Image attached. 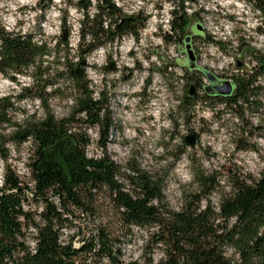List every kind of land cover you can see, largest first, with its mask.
<instances>
[{
  "label": "rangeland",
  "instance_id": "374dc122",
  "mask_svg": "<svg viewBox=\"0 0 264 264\" xmlns=\"http://www.w3.org/2000/svg\"><path fill=\"white\" fill-rule=\"evenodd\" d=\"M93 2L92 14L98 12L97 0ZM115 2L124 14L141 16L144 26L139 35L129 34L120 41L99 46L84 57V65L76 68L81 75L87 76L97 97L102 90L106 92L108 108L115 121L110 131L108 152L121 166L118 178L125 182L126 174L136 176L132 166L146 172L161 182L162 205L171 210H178L194 195H205L203 204L211 200L218 206L220 196L230 189L232 175L241 173L258 178L264 173V135L247 126L237 114L221 105L214 106V101L204 97L206 86H211V91L221 80L233 82L231 76L239 71L241 64L248 70L253 68L256 61L250 51L264 50V12L254 0ZM77 3V0H0V28L12 33L32 34L35 40L47 41L51 46L67 34L70 60L80 61L84 50L81 49V34L85 16ZM180 6L191 18L184 33L177 32L173 24L175 11H182ZM64 14L66 26L62 21ZM103 19L109 22L107 16ZM210 38L220 45L211 43ZM188 43L201 53L193 67L196 70L191 67L185 51ZM63 53L62 50L58 52L60 59L56 60L53 56L46 57L44 63L52 62V67L58 65L64 69V64L60 63L64 62ZM64 70L61 77L49 79L51 82L59 78L61 89L53 92V87L48 84L45 90L48 106L57 116L67 114L76 97L74 79ZM208 73L217 79L212 80ZM42 83L38 72L31 68L23 74H0V96L19 95L25 86H41ZM258 83L263 86L264 96L262 76ZM191 85L196 86L194 96H199V100L193 108L187 109L182 102ZM45 110L44 104L31 96L14 97L8 109L10 121L0 124V181L6 165L10 164L23 184L30 187L25 208L33 211L42 208V203L35 201L32 194L29 163L33 144L30 141L17 144L11 135L17 127L44 116ZM262 117L261 111L247 109L245 112V118L254 126ZM250 130H253V136H250ZM88 132L93 138L88 146L89 156L102 155L98 127H92ZM190 134L197 136L194 145L185 143ZM244 142L257 149H239ZM5 152L8 153L7 160L3 157ZM199 172L215 176L214 189L204 191L205 185L196 177ZM126 186L129 189L130 182ZM52 199L60 203L57 197ZM36 218L40 220L38 215ZM101 229L110 233L118 251L114 259L104 257L93 264H144V244L150 231L156 228L133 227L129 231L123 227L119 211L107 191L96 196L89 210L74 209L70 221L61 231V240H72L80 247L84 239L98 236ZM35 236L36 229L28 228L20 240L33 248ZM226 251L228 256L232 255L231 249ZM162 253L161 247L157 246L153 256L158 260Z\"/></svg>",
  "mask_w": 264,
  "mask_h": 264
},
{
  "label": "trees",
  "instance_id": "16d2710c",
  "mask_svg": "<svg viewBox=\"0 0 264 264\" xmlns=\"http://www.w3.org/2000/svg\"><path fill=\"white\" fill-rule=\"evenodd\" d=\"M77 2L85 16L81 34L82 61L70 60L71 47L66 34L51 46L47 41L35 40L32 34L0 28V74H23L31 68L43 80L41 86H25L19 95L0 96V124L10 121L8 109L14 97L31 96L40 100L46 109L44 116L17 127L11 135L17 144L26 141L33 144L29 163L32 194L35 201L42 203V208L39 211L25 208L30 187L25 186L16 170L7 164L0 181V264H93L104 257L114 259L118 249L105 229L90 240L84 239L80 247H75L72 240H61V231L74 209L89 210L101 191L109 193L123 227L129 231L133 227L156 228L150 231L144 244V264H264V173L258 178L241 173L232 175L230 189L220 196L218 206L211 200L203 204L205 195H194L178 210L162 205L161 182L146 172L132 166L136 176L126 174L127 182L120 181L121 166L108 152L115 121L108 108L106 92L102 90L97 97L87 76L81 75L76 67L84 65V57L99 46L120 41L129 34L138 36L144 23L139 15L124 14L115 0H97L98 12L94 14L90 13L93 0ZM254 2L264 12V0ZM180 9L182 11H175L173 24L177 32L184 33L191 18L181 6ZM62 21L66 26L65 14ZM221 45L224 48L223 42ZM61 50L64 62L60 63L74 79L76 97L68 113L57 116L48 106L45 90L50 84L53 92L59 91L62 87L59 78L51 82L49 79L61 77L65 70L58 65L52 67V62H44L46 57L60 59ZM250 53L256 64L251 70L244 64L238 66L239 71L231 76L235 85L231 94L222 95L210 88L204 97L214 101V106L221 105L237 114L247 126L264 135V117L256 126L245 118L247 109L261 111L264 116L263 86L258 83L259 77L264 78V50L252 49ZM196 86L200 87V83L196 82ZM198 100L199 96L187 94L182 105L191 109ZM92 127L99 130L98 145L102 149L99 156L88 154L93 139L88 129ZM249 133L254 135L253 130ZM238 147L257 149L245 142ZM3 157L7 160L8 153H3ZM196 177L205 185V192L217 184L214 175L199 172ZM52 197H57L60 203ZM28 228L36 229L34 248L20 240ZM157 246L163 252L158 260L153 256ZM226 249L232 250L231 256Z\"/></svg>",
  "mask_w": 264,
  "mask_h": 264
},
{
  "label": "water",
  "instance_id": "95a60500",
  "mask_svg": "<svg viewBox=\"0 0 264 264\" xmlns=\"http://www.w3.org/2000/svg\"><path fill=\"white\" fill-rule=\"evenodd\" d=\"M66 35H65V37H66ZM188 40H189V37L186 39V42ZM185 51L187 53L188 61L191 65V67L192 68L195 67L197 58H196L195 52L193 51L190 43L186 44V50ZM193 69H195V68H193ZM208 75L211 77L212 80L217 79V77L215 75H213L212 73H208ZM221 83L222 84L218 86V88H220L219 90H216V88H215L216 86L214 87L215 90L217 91V93L222 94V95H227V94H231L233 92L235 85L233 82H231V80H221ZM209 87L206 86V91L207 90L209 91ZM195 89H196V86L191 85L190 90H189V95H195V93H196ZM196 139H197L196 134H190V135L186 136L185 143L188 145H194L196 142Z\"/></svg>",
  "mask_w": 264,
  "mask_h": 264
},
{
  "label": "built area",
  "instance_id": "2783aa9c",
  "mask_svg": "<svg viewBox=\"0 0 264 264\" xmlns=\"http://www.w3.org/2000/svg\"><path fill=\"white\" fill-rule=\"evenodd\" d=\"M211 43H213V44H217V46H219L220 45V43L219 42H217V41H215L214 39H211ZM194 52H195V55H196V58H197V60H198V57L201 55V53L200 52H198L197 50H196V48L193 50ZM1 181H2V179H1ZM73 244H74V246L75 247H77L78 245L76 244V242H74L73 241ZM35 246V245H34ZM34 248V247H33Z\"/></svg>",
  "mask_w": 264,
  "mask_h": 264
},
{
  "label": "bare ground",
  "instance_id": "6f19581e",
  "mask_svg": "<svg viewBox=\"0 0 264 264\" xmlns=\"http://www.w3.org/2000/svg\"><path fill=\"white\" fill-rule=\"evenodd\" d=\"M210 75V74H209ZM211 76V75H210ZM219 83V85H221L222 83L221 82H218ZM219 85H217L215 88H216V90H219L220 88H218V86Z\"/></svg>",
  "mask_w": 264,
  "mask_h": 264
}]
</instances>
